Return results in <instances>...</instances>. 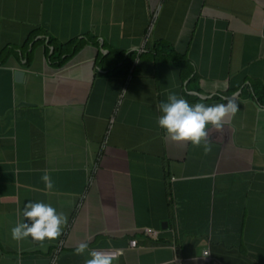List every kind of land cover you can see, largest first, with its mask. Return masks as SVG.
I'll return each mask as SVG.
<instances>
[{
    "label": "crops",
    "instance_id": "obj_1",
    "mask_svg": "<svg viewBox=\"0 0 264 264\" xmlns=\"http://www.w3.org/2000/svg\"><path fill=\"white\" fill-rule=\"evenodd\" d=\"M169 92L237 102L211 153L158 126ZM28 201L67 216L57 240L11 238ZM203 236L221 264H264V0H0V264H84L85 241L203 264Z\"/></svg>",
    "mask_w": 264,
    "mask_h": 264
},
{
    "label": "clouds",
    "instance_id": "obj_2",
    "mask_svg": "<svg viewBox=\"0 0 264 264\" xmlns=\"http://www.w3.org/2000/svg\"><path fill=\"white\" fill-rule=\"evenodd\" d=\"M225 103L206 105L202 102L190 103L175 92H169L166 101L159 104L161 115L158 126L164 129L171 142L191 143L193 147H201L205 155L212 151V133L223 134L225 126L238 111L237 102L225 98ZM41 179L47 190L54 185L51 177L44 174ZM23 220L11 228V238L20 242L28 237L43 244L45 240H57L67 226L68 218L63 212L48 203L28 201L22 208ZM74 253L87 258L84 264H114L120 253L89 249L88 242H80ZM209 251L200 256L207 257Z\"/></svg>",
    "mask_w": 264,
    "mask_h": 264
},
{
    "label": "built area",
    "instance_id": "obj_3",
    "mask_svg": "<svg viewBox=\"0 0 264 264\" xmlns=\"http://www.w3.org/2000/svg\"><path fill=\"white\" fill-rule=\"evenodd\" d=\"M144 232L149 236H154L156 234V231L150 228H144ZM133 244H134V240L130 239L129 245H133ZM196 246H197V256L201 258L203 264H221L220 261L211 254L210 243H209L208 237L206 236L201 237L198 240V243ZM97 250L119 252L118 249H108V248L107 249H97ZM205 251H209V255L207 257L200 256Z\"/></svg>",
    "mask_w": 264,
    "mask_h": 264
},
{
    "label": "trees",
    "instance_id": "obj_4",
    "mask_svg": "<svg viewBox=\"0 0 264 264\" xmlns=\"http://www.w3.org/2000/svg\"><path fill=\"white\" fill-rule=\"evenodd\" d=\"M78 41L72 42L73 45L77 44ZM50 44V43H49ZM53 48H56V46L54 44H52ZM133 52L129 51L127 52L123 57H122V61L119 65H116L110 69H108L109 71H111V74L113 75H117V76H123L127 73V71L129 70L132 60H133Z\"/></svg>",
    "mask_w": 264,
    "mask_h": 264
},
{
    "label": "water",
    "instance_id": "obj_5",
    "mask_svg": "<svg viewBox=\"0 0 264 264\" xmlns=\"http://www.w3.org/2000/svg\"><path fill=\"white\" fill-rule=\"evenodd\" d=\"M20 74H21V71H18V70H15V71H14V75H15V76L19 77ZM162 225H163V223H162Z\"/></svg>",
    "mask_w": 264,
    "mask_h": 264
}]
</instances>
